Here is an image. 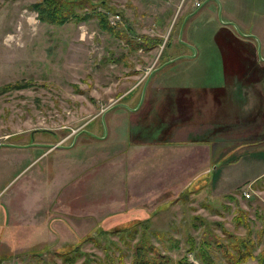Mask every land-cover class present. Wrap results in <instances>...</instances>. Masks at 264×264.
<instances>
[{
    "label": "rangeland",
    "instance_id": "obj_1",
    "mask_svg": "<svg viewBox=\"0 0 264 264\" xmlns=\"http://www.w3.org/2000/svg\"><path fill=\"white\" fill-rule=\"evenodd\" d=\"M39 1L0 0V144L26 145L0 147V264H67L59 256L64 251L79 253L71 264H105L107 248L113 264H119V253H125L122 264H130L145 226L148 242L174 260L185 255L199 264L189 247L198 249L206 239L212 260L231 264L247 235L255 241L257 234L253 255L262 252L264 137L255 146L243 140L209 158L202 147L181 155L174 150L180 159L171 162L169 151L160 149L128 153L127 134L146 135L141 127L156 122H142L148 94L163 101L158 116L167 126L150 132L165 138L159 143L187 128V92L153 88H187L194 79L189 56L197 52L183 42L203 46L195 67L206 76L200 82L213 83L214 64L205 66L219 59L209 41L213 28L225 22L219 1L87 0L106 12L110 31L97 16L63 25L40 21L31 8ZM196 3L204 10L197 17ZM253 19L264 37V17L257 13ZM262 46L258 42L259 59ZM182 55L189 56L165 64ZM163 64L140 103L147 77ZM166 99L178 105L167 107ZM232 164H238L236 171L228 168ZM240 264L260 263L251 257Z\"/></svg>",
    "mask_w": 264,
    "mask_h": 264
},
{
    "label": "crops",
    "instance_id": "obj_2",
    "mask_svg": "<svg viewBox=\"0 0 264 264\" xmlns=\"http://www.w3.org/2000/svg\"><path fill=\"white\" fill-rule=\"evenodd\" d=\"M218 1L222 6L221 15L223 14L225 22L218 23L213 28L214 35L209 41L212 40L219 59L217 60L218 63L210 61L205 66L206 71L214 64L215 74L213 75V83L205 84L200 82V80L206 79V76L202 74L203 70L195 67V64L197 63L198 50L202 49L203 46L195 45L196 42H193L190 45L196 49L197 53L195 56L187 55V57L189 56V59L193 60L191 73L195 77L188 83V87L185 88L182 85L179 86L174 83H165L162 86H154L153 88L155 89L154 92L163 88L164 91L167 89L174 91L184 90L183 92H187L189 103L188 116L184 117V122H187V124L189 120L187 128L180 127L173 130L172 139H166L169 140L166 144L159 143L165 138L163 136L157 137V135H152L150 132L157 130V127L167 126L163 124L165 123L164 118L160 121L161 113L158 116V108L163 101L158 104L156 103L158 100L155 99V96L151 99V96L148 94L145 106L148 114L141 121L145 123L155 118L154 121L156 122L150 126V123H148L146 126L141 127L142 132L146 130V135L133 136L127 134V139L130 141L129 154H132L134 151L135 155L141 156L146 152L151 154V151L160 149L165 154L166 151H169L170 158L167 161L171 162L179 158L178 153L175 152L177 150L183 151H180L181 155L186 151L191 152L195 147H202L206 151L207 158H209L220 149H222L221 151L231 152L238 146L234 144L240 143L243 140H252L251 142L254 143L252 146H255L257 142L262 143V137H264V117L261 118L260 116L264 114V74L262 76L261 68L264 61H261L257 57L255 46L256 39H258L261 42L260 47L262 45L264 47V37L259 36L257 33L258 25L254 22L253 14L258 13L264 17V3L261 0ZM203 12L202 5L194 15L197 17L199 16L198 14ZM207 21L211 22V18ZM237 30H241L247 34L237 35L235 33ZM249 32L253 37L248 36ZM187 51L189 50L187 49ZM187 53L190 54V51ZM187 57L177 58L169 63ZM216 63L217 65H215ZM165 102L168 103L167 107L170 106V108H175L178 105L177 101L174 105H169L168 99ZM261 109L262 113L260 115L259 110ZM156 118L159 120H156ZM244 118L247 120L242 123ZM167 123L169 126L171 125L169 121ZM181 131L187 132L184 138H180L177 134ZM245 131L247 132L245 133ZM231 132L232 135L236 134L237 137H233ZM195 134L198 136L193 137ZM188 135L191 137L189 141H187ZM190 141L192 143L187 144ZM227 145H233V147L228 150L226 148ZM156 154L158 153L156 152L155 156ZM124 157L126 156L124 155ZM113 162L119 165L116 161ZM129 163L131 164V157L127 160V164ZM202 165L204 164L202 163ZM237 166L238 164H232L228 165V168L231 169L233 167L232 169L236 171ZM260 172L255 173L252 177L256 178L255 176L259 175Z\"/></svg>",
    "mask_w": 264,
    "mask_h": 264
},
{
    "label": "trees",
    "instance_id": "obj_3",
    "mask_svg": "<svg viewBox=\"0 0 264 264\" xmlns=\"http://www.w3.org/2000/svg\"><path fill=\"white\" fill-rule=\"evenodd\" d=\"M90 7V9H88ZM103 7V6H102ZM31 8L37 12V15L40 21L47 22L50 24L63 25L70 20L83 21L87 20L91 17L98 18L99 22H102L104 27L110 31L112 26L107 21L106 12H99L96 6L89 3L87 0H41L39 2H35L32 4ZM88 9L90 12H80L82 9ZM129 42H133L132 40H128ZM131 43V44H132ZM141 44V42H139ZM138 44V43H136ZM168 44V43H167ZM166 45V44H165ZM169 45V44H168ZM145 48L149 46L144 45ZM165 47V46H164ZM166 51V50H165ZM262 73V72H261ZM263 76V74H262ZM145 226V230H146ZM145 230L142 232L140 238L133 244L132 246V261L130 264H197L194 261L189 260L185 255H183L179 259H172V257L167 253L160 250L158 247L152 245V243L148 242V235ZM155 234V231H152ZM258 239L253 241L250 236L247 235V240L240 247L236 249L237 254L233 257V261L231 264H240L247 258L256 257L260 264H264V250L257 255H253L255 248L260 241L261 234H257ZM135 236V234L130 235V238ZM211 242V241H210ZM208 240L204 239L200 241L199 248L196 249L194 245L189 247V251L193 253L195 259L198 260L199 264H216L212 260L211 251L209 247L207 248V244H211ZM243 242L241 240L238 244L240 245ZM257 245H256V243ZM214 243V242H213ZM218 245H223L217 243ZM177 245H175L176 247ZM110 248L104 249L106 251L107 261L105 264H113V256L112 252L109 250ZM118 249V248H117ZM70 251L59 252V256L62 257V261L67 262V264H71L74 262L76 257L79 256V253L74 254L73 252L68 254ZM119 260L117 262L122 264V259L125 256V253H119ZM36 257L37 253L31 254ZM71 257V258H69ZM87 260V258L85 259ZM84 260V261H85ZM121 261V262H120ZM48 264V263H45ZM83 264H87L86 262Z\"/></svg>",
    "mask_w": 264,
    "mask_h": 264
},
{
    "label": "water",
    "instance_id": "obj_4",
    "mask_svg": "<svg viewBox=\"0 0 264 264\" xmlns=\"http://www.w3.org/2000/svg\"><path fill=\"white\" fill-rule=\"evenodd\" d=\"M196 11H194V13H195ZM193 13V14H194ZM233 25V24H232ZM233 26H235V25H233ZM256 39V38H255ZM257 40V43L258 42H260L258 39H256ZM186 46H189V47H192L190 44H187L186 42H183ZM258 53H260V50L258 49ZM182 57H186L185 55H182V56H178L177 58H182ZM177 58H175V59H177ZM175 59H172V60H170L169 62H172V61H174ZM169 62H167V63H165V64H168ZM165 64H163V65H161L160 67H158V68H155L154 70H152V72L149 74V76L147 77V79H146V81H145V84H144V87H143V90H142V95H141V100H140V103L142 102V99H143V96H144V92H145V88H146V85H147V83H148V81H149V79H150V77L152 76V74L156 71V70H159V69H161ZM119 105V104H118ZM122 106H124V107H128L126 104H121ZM102 121H103V124L105 125V123H104V115L102 116ZM89 135H91V136H93V137H97V138H99L98 136H96V135H94L93 133H91V132H88V131H86ZM76 137V136H75ZM75 140H76V138H74V141L72 142V144L70 145V147L74 144V142H75ZM1 145H5V146H15V147H26V145H12V144H1ZM31 145H34V146H37V145H42V144H31ZM46 146H48V145H46ZM48 147H56V146H53V145H49ZM63 147V146H62ZM66 148H68V147H66Z\"/></svg>",
    "mask_w": 264,
    "mask_h": 264
},
{
    "label": "flooded vegetation",
    "instance_id": "obj_5",
    "mask_svg": "<svg viewBox=\"0 0 264 264\" xmlns=\"http://www.w3.org/2000/svg\"><path fill=\"white\" fill-rule=\"evenodd\" d=\"M199 6H202V4L200 3V5H199ZM231 25H232V24H231ZM248 36H251V37H253V35H252V34H251V35H250V34H248ZM257 45H258V43H257V40H256V46H255V47H256V54H258ZM260 45H261V42H260ZM257 57H258V56H257ZM258 58H259V57H258ZM260 60H261V61H264V59H263V58H261ZM262 67H263V66H262ZM261 70H262V68H261ZM263 74H264V72H263ZM2 144H11V143H2ZM12 145H14V144H12ZM1 146H3V147H14V146H5V145H1V144H0V147H1Z\"/></svg>",
    "mask_w": 264,
    "mask_h": 264
},
{
    "label": "built area",
    "instance_id": "obj_6",
    "mask_svg": "<svg viewBox=\"0 0 264 264\" xmlns=\"http://www.w3.org/2000/svg\"><path fill=\"white\" fill-rule=\"evenodd\" d=\"M197 4V6H199L200 5V3H196Z\"/></svg>",
    "mask_w": 264,
    "mask_h": 264
}]
</instances>
